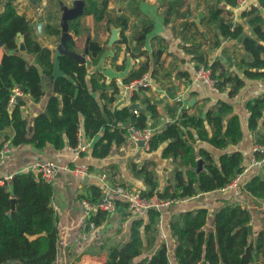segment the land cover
<instances>
[{"label": "trees", "instance_id": "1", "mask_svg": "<svg viewBox=\"0 0 264 264\" xmlns=\"http://www.w3.org/2000/svg\"><path fill=\"white\" fill-rule=\"evenodd\" d=\"M83 1V14L68 22L71 38L67 41V48L79 52L77 48L82 36L89 30L82 18L91 15L95 36L89 41L88 56L95 65L105 50L100 35L109 30L110 24L120 27L121 38L117 43L124 44L125 52L132 58L144 56L137 67L128 72L123 84L148 74L164 87L169 97L172 96L173 84L167 86L164 82L169 73L163 66L166 41L159 35H151L153 24L138 10V1L129 0V7L136 2L138 8L132 9L137 19L134 24L130 23L128 15L112 14L108 10L109 0ZM189 1L163 0L162 4L165 5L164 22L168 23L172 18L181 19L182 46L185 53L191 55L194 69L202 65L209 67L212 86L221 92L227 90L229 98L238 93L246 80L264 79V0H257V5H250L248 10H240L244 23L233 22L231 17L238 0H193V6ZM50 3L51 0H47V6ZM54 4L57 5L56 2ZM200 7L204 13L196 23L193 12ZM52 16L50 21L54 18ZM58 19L55 13L54 21L46 23L44 28L45 33L57 36V39L61 34ZM198 24L215 29L211 49L219 46L224 39L239 40L245 56H241L235 64L229 59L226 65L220 58L210 62L207 54L200 50L201 43L195 42L194 33L189 32L194 28L197 35L200 31ZM244 24L249 28V34H245ZM130 27L134 33L128 37L126 31ZM18 34L23 37L25 53L33 55L34 64L28 63L19 51ZM0 48L4 49L0 58V131L11 128L13 135L9 137L5 134V141L10 145L31 144L36 149L50 145L56 150L64 147L74 149L84 137L93 139L89 154L98 159L106 158L115 147L125 143L130 128H152L146 152L159 151L162 159H171L173 169L171 178L160 189L157 174L152 169L156 161L148 159L141 165L130 162L129 169L144 183L145 188L138 191L145 197L157 195L160 198L181 199L220 190L242 171L241 152H224L214 158L205 148H196L198 142H204L225 150L242 139L240 120L230 103L218 100L203 114L192 113L189 109L195 105L184 107L173 96L172 104L166 108L169 121L160 125L158 105L162 99L152 98L151 87L140 86L129 101L145 105L150 116L148 125L147 115L129 110V104L113 106L121 91L116 82L107 83L99 71L89 74L85 63H78L67 55H59L60 69L65 76L53 81L54 93L49 96L45 110L34 117L29 133L21 112L22 101L18 99L9 107V96L17 88L34 101L39 100L44 95L42 74L51 77L53 52L38 40L32 22L17 11L13 0L0 4ZM178 74L186 77L187 81L191 79L185 71ZM245 107L248 128L255 130L261 119L264 122V93L248 100ZM80 155L83 156L84 152L81 151ZM197 158L203 159L199 172L192 170ZM113 175L108 176L117 183ZM53 189L52 183H47L32 171L15 173L0 185V264L54 262L58 228L56 215L50 206ZM89 190L88 198L96 201L100 186L89 185ZM242 190L253 198L264 199V176H252L245 181ZM12 198L15 199L14 210H11ZM116 206L126 208L121 200H116ZM159 214V211L150 209L145 217L134 218L128 240L109 248L103 264H168L169 252L164 243L151 255H144L155 244ZM106 217L107 213L97 211L90 220L99 226ZM208 217L209 210L199 207L181 211L170 219L169 228L174 238L173 257L178 264H253L258 256H264V230L258 231L252 238L251 213L247 208L224 203L214 212L213 229L210 230L205 228Z\"/></svg>", "mask_w": 264, "mask_h": 264}, {"label": "crops", "instance_id": "2", "mask_svg": "<svg viewBox=\"0 0 264 264\" xmlns=\"http://www.w3.org/2000/svg\"><path fill=\"white\" fill-rule=\"evenodd\" d=\"M35 1L37 3V0ZM137 1L141 14L145 15L153 24L151 35L163 37L167 44L163 66L168 69L166 73H169L168 76L165 77L164 82L167 86L173 84V95L169 97L164 87L154 82L153 79H151L148 85L153 89V93H151L152 98L162 99V102L158 105V111L161 114L160 125L169 121L166 108L168 105L172 104L171 97L173 96L183 94L186 107L195 105L189 109V112L192 113L203 114L218 100L228 102L232 105L234 112L239 117L242 139L237 144L230 145L225 150L217 149L204 142H198L196 148H205L214 158H218L224 152L239 151L243 155V169L249 167L248 172L242 176L243 183L238 184L237 187L199 193L193 197L176 199L172 205L161 210L157 224L158 231L155 244L151 249L146 251L144 255H151L161 243H164L169 252L168 264H178L173 257L174 238L170 232L169 221L172 216H175L181 211L193 210L199 207L207 208L209 210V217L206 221L205 228L206 230H210L213 229V214L220 206L224 203L239 204L247 208L251 213L250 225L253 232L252 238L254 239L256 237L258 231L264 230V199L253 198L242 190L245 181H248L252 176H264V165L253 164L256 155L252 153L253 144L264 141V122L261 119L256 129L250 130L247 125L248 111L245 107L248 100L264 93V79L246 80L245 85L232 98L228 97L227 90L221 92L212 86L192 81V75L195 70L194 61L191 60V55L185 53L182 46L183 42H181L182 36L180 34L181 19L174 20L172 18L168 23L164 22L165 5L162 4L163 0ZM190 2L192 6L195 4L193 0L189 1V3ZM46 3L44 2L43 4L44 7H42L41 15L36 16L35 19L31 15L27 16L26 13L22 14L32 22L38 40L41 41L43 45L50 47L52 52H54L56 45L59 43L60 35L59 39H57V36L48 35L44 32L46 23L54 21L55 18L54 13L52 16L54 18L50 21V10L45 9V11H43V8L47 6ZM247 3L249 5H257V0H247ZM13 4L15 5V0H13ZM128 7L129 0H109L108 2V10L110 12L113 11L112 14L116 13L117 16L121 14L128 15L130 23L134 24L137 19L134 18L133 13L128 11ZM239 12L241 11H233L231 15L232 20L233 22L241 21L244 23V20L240 18ZM193 13V19L198 23L199 18L204 13L202 7ZM87 18L90 19L87 20ZM190 20H192V18ZM39 22L43 23L41 35H38L36 29V25ZM82 22L89 30L82 36V42L80 41L81 44L77 48L79 51L78 53H81L84 49L87 33H90V40L95 36L93 17L91 15L85 16L82 18ZM198 27L200 31L197 32V35L194 28L189 29V32L194 33V37L196 38L194 41L201 43L200 50L207 54L206 56L210 62L215 58H220L226 65L229 64V59L235 64L241 56H245L239 40L224 39L221 40L219 46L211 49L210 42L215 29L204 24H198ZM244 27L245 34H249V28L246 24H244ZM131 28L132 27L126 31L128 37H131L134 33ZM109 36L110 27L109 30L104 31L102 35H100V40L104 42L105 50L95 65L92 63L87 65L88 73L91 74L92 72L99 71L103 77H105L107 83L114 81L118 86L122 87L123 79L130 70L137 67L138 61L143 60L144 56L132 58L129 53L125 52V45L117 43L119 40H116L111 46H108L107 41ZM3 51L4 49L0 48V58ZM19 51L22 52L28 63H35L33 55L26 54L25 49ZM87 57L90 60L88 55ZM233 69L236 71L234 65ZM179 71L187 72L190 75V81H187L186 77L178 74ZM42 82L44 95L39 100L34 101L30 95L24 93L18 98L23 103L21 105V112L22 116L27 121L28 127H32L34 117L45 110L49 96L54 93L52 88V77L42 74ZM191 101L192 104L189 105ZM130 103L133 102H130L128 99H121L120 92L113 106L116 107ZM138 103L145 107L142 103ZM30 132L31 131H29V133ZM5 134L11 137L13 131L11 128L0 131V148L1 145L7 141H5ZM131 141L132 140L128 137L125 143L119 147H115L106 158L98 159L93 158L89 154L93 139L84 137L81 139V142L84 143L86 147L85 151H82L84 152L83 156L80 155V150H75L70 147L56 150L52 146L47 145L42 149H36L31 144L11 145L10 152L5 156H0V174L3 176H12L15 173L25 171V169L35 161L50 160L60 167L58 175L52 183L54 189L50 201V206L53 208L57 218L58 228L57 253L52 264H103L109 248L114 245H122L128 240L131 221L135 218L123 206L119 208L116 206L113 213H107V217L101 225L96 226L95 229L90 228L83 214L81 199L90 195L89 185H99V182L93 176L84 178L76 176L72 172L74 166L83 165L88 168L90 173L103 172L110 177L114 174L113 179L115 182L119 184L122 183L127 188L134 190L143 189L145 186L143 181L135 177L129 169L128 164L130 162H137L141 165L148 159L156 161V166L153 169L157 174L160 189L164 187L171 178L173 169L171 159H162L159 151L147 153L145 148ZM160 162L163 163V166L159 165ZM164 162L166 163L164 164ZM255 263L264 264V256H258L253 264Z\"/></svg>", "mask_w": 264, "mask_h": 264}, {"label": "built area", "instance_id": "3", "mask_svg": "<svg viewBox=\"0 0 264 264\" xmlns=\"http://www.w3.org/2000/svg\"><path fill=\"white\" fill-rule=\"evenodd\" d=\"M250 5L247 0H238L234 11H240L242 9L248 10ZM151 78L148 74L142 75L138 79H134L129 83H125L121 87V99H130L133 92L140 86H148L150 84ZM192 81L201 82L205 85L212 86L213 80L211 79V69L206 66H200L198 69L194 70L192 75ZM213 87V86H212ZM120 94V93H119ZM22 95V92L14 88L9 96L8 106L12 107ZM175 101L180 102L181 105L185 106V101L183 94L176 95L173 98ZM134 113H138L133 110ZM154 129L145 128L143 130H135L130 128L129 138L137 143L142 141L144 143L143 148L147 150L148 142L150 136L152 135ZM75 150L85 151L86 147L84 143L79 142V144L74 148ZM11 150V145L9 142H4L0 149V156H5ZM252 153L258 155L256 159L253 160V164L264 165V141L260 143H255L252 146ZM60 167L55 164V162L46 161H35L30 164L25 171H32L38 176H40L47 183H53L58 175ZM249 167H245L240 173H238L232 181L227 184L222 190L230 187H237L238 184L242 182V176L248 172ZM72 172L81 178L93 176L95 177L100 185V195L96 201H91L88 197L81 199V205L83 208V214L86 219L87 225L95 229L96 225L91 221L92 215L97 211H103L105 213H113L116 209V200H121L126 204V210L132 214L135 218L145 217L150 209H155L161 212L165 207L172 205L176 199L169 197L160 198L157 195H151L148 197L142 196L140 191L130 189L122 186L119 183H114L110 180L108 175L103 172L90 173L88 168L83 165L74 166ZM11 176L0 174V185L5 181L9 180ZM98 185V186H99ZM160 218V214L158 219Z\"/></svg>", "mask_w": 264, "mask_h": 264}, {"label": "water", "instance_id": "4", "mask_svg": "<svg viewBox=\"0 0 264 264\" xmlns=\"http://www.w3.org/2000/svg\"><path fill=\"white\" fill-rule=\"evenodd\" d=\"M84 1L83 0H73L72 6L68 7L66 5H61L60 9L62 11V14L59 19V24L61 27V35L59 39V43L56 45L54 52H53V69L51 73L52 80H56L59 77L65 76L64 71L60 69V60H59V55H67L72 57L76 62L78 63H85L86 65H90L91 61L88 59L87 55L89 53L88 49V44L90 40V33H87L85 44H84V49L81 53H78L76 51L69 50L67 48V41L71 38V35L68 31V22L70 20H74L80 15L83 14L84 11ZM42 26L43 23L39 22L36 25V29L38 31V35L42 34ZM110 27V36L107 41V45L111 46L116 40H120V27H116L113 24L109 25ZM18 49L19 50H24L25 45L24 41L22 38L21 34H18ZM52 88L54 91V83L52 84ZM192 104V101L189 103V105ZM129 110L133 111L136 110L137 112H142L147 115L148 121L147 124H150V116L148 110L140 105L137 102L130 103L128 105ZM32 127H28V131H31ZM137 145L140 147L144 146V143L142 141L137 142ZM203 167V159L202 158H197L196 160V166L192 168V170L199 172ZM12 207L11 210H14V204H15V199H11ZM257 264V263H255Z\"/></svg>", "mask_w": 264, "mask_h": 264}, {"label": "rangeland", "instance_id": "5", "mask_svg": "<svg viewBox=\"0 0 264 264\" xmlns=\"http://www.w3.org/2000/svg\"><path fill=\"white\" fill-rule=\"evenodd\" d=\"M3 1H5V0H0V4ZM44 2L46 3V0H41L39 2L37 1V3H36L35 0H15V6H16L17 11L19 13H21V14L22 13H26L27 16L31 15L35 19L36 16H40L41 15L42 7H44V5H43ZM54 2H56L58 6L56 4H54ZM72 2H73L72 0H51V3L48 6H46L45 8H43V11H45V9L50 10V12H51L50 16H52L54 13H56V15H61V13L59 14L60 11L58 9L59 4L60 5H66V6L70 7V6H72ZM128 9H129L128 11L130 13L135 12L132 9H138L137 5H136V2L132 3L131 7H128ZM111 13H113V11ZM29 18H31V17H29ZM88 19H90V18H87V20ZM165 163L166 162H164V164ZM159 165L163 166V163L160 162Z\"/></svg>", "mask_w": 264, "mask_h": 264}, {"label": "flooded vegetation", "instance_id": "6", "mask_svg": "<svg viewBox=\"0 0 264 264\" xmlns=\"http://www.w3.org/2000/svg\"><path fill=\"white\" fill-rule=\"evenodd\" d=\"M73 1V0H72ZM73 3V2H72ZM60 7H61V5L59 6V9H60ZM60 13L62 14V11H61V9H60ZM60 16L61 15H59V19H60ZM81 16V15H80ZM59 19H58V22H59ZM61 35V34H60ZM57 44V43H56ZM82 52V51H81ZM108 175V174H107Z\"/></svg>", "mask_w": 264, "mask_h": 264}]
</instances>
